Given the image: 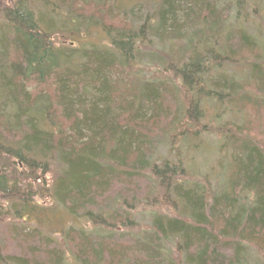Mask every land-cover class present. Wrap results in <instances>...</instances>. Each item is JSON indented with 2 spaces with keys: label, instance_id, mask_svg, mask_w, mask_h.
I'll use <instances>...</instances> for the list:
<instances>
[{
  "label": "trees",
  "instance_id": "1",
  "mask_svg": "<svg viewBox=\"0 0 264 264\" xmlns=\"http://www.w3.org/2000/svg\"><path fill=\"white\" fill-rule=\"evenodd\" d=\"M112 12L122 21H104ZM92 25L106 43L76 46ZM259 101L264 0L0 8V264H256L251 249L264 264V118L239 141L244 130L220 124ZM205 125L226 154L215 189L178 151L152 161L161 140L189 145ZM44 202L92 232L44 235L33 224ZM140 211L148 225L134 222Z\"/></svg>",
  "mask_w": 264,
  "mask_h": 264
},
{
  "label": "rangeland",
  "instance_id": "2",
  "mask_svg": "<svg viewBox=\"0 0 264 264\" xmlns=\"http://www.w3.org/2000/svg\"><path fill=\"white\" fill-rule=\"evenodd\" d=\"M14 1L15 0H0V8L11 6ZM119 1L122 3L124 2V0H119ZM107 17H109V20L111 17L112 18L114 17V19L118 20L119 22L122 21L114 12H112V14H108L105 17L104 21H106ZM106 22L111 23L112 20L110 22L109 21ZM106 22L105 25H107ZM250 28H251L249 29L250 33H253L254 26L250 25ZM75 40H76L75 45L79 47L83 45L87 46L88 44L106 43L105 37L101 33L100 28L95 27V25L89 26L87 31L83 33L81 36H75ZM72 45H74V42L72 43ZM147 52L155 53L156 49L153 48L148 49ZM156 55L158 57V54ZM146 66L149 69V72H147V74L157 76L158 72L151 65H146ZM237 69L238 68H236L234 72L236 74V77H238L239 75ZM147 77H150V75H147ZM125 88L127 89L128 87L125 86ZM248 93L253 94L255 92L253 89H249ZM177 101L178 104H180V101L179 100ZM263 107L264 104L261 105V101H259L258 105L250 104L246 108L245 106L242 107L241 111L242 110L243 111L239 115H233V116H231L230 114L225 115L224 120L228 122H224V123H228L229 125L231 123L235 124L236 126L234 127L226 126L227 124H224L223 122L220 124L221 126L223 124V126L232 130H234L235 127L236 130H244L245 133L237 138L238 141L245 139L246 136L257 138L254 132H257L258 134H261L262 132L260 121L263 120L264 118V116L261 115V114L264 115V110H262L264 109ZM209 113L212 114L213 112L209 111ZM171 130H173V128H171ZM217 130H216V126L210 127L205 125V128H201L198 131L197 134L198 136L196 138L194 137L189 145L187 143L186 145H183V147H179L178 144L176 145L173 143L171 145L168 140H161V143L157 145L158 150L156 151V154L152 159V161L157 165H160L165 161L174 162V157L171 151L172 149L174 151H178V155H180L181 164L183 167H186V171L196 178H201V176H206L207 174L210 177V182H209L210 189L211 188L215 189L214 187L215 182L214 179L212 178L217 176L218 172L220 171L221 164L223 165L226 162V157H225L226 154L222 152V148H221V142H222L221 136ZM258 140L261 141L259 137ZM176 141L177 140L172 142H176ZM189 174L187 175L191 176ZM220 174L222 173L220 172ZM222 175H227V174L224 172ZM24 182L27 183L28 181L25 180ZM5 204L6 201L4 197L0 196V205H5ZM43 206L45 207V213L42 214V217L39 221H37L36 219L37 223L33 222V224L39 226V229L44 235L52 237L53 239H56L59 242H62L63 234L69 228H74V229L81 228L86 233L89 234L92 232V229H90L89 226L84 225L85 222L83 220L72 218L67 214V212L62 207L52 206L50 204H47L46 202L43 203ZM148 215L149 214H145L142 211H140L139 213H135L134 222H137L138 224L141 225H148L150 223ZM27 221L29 222V220ZM94 234H101V233L96 231ZM248 253L254 263L261 264L259 262L257 255L252 249ZM9 254H13L12 251H10Z\"/></svg>",
  "mask_w": 264,
  "mask_h": 264
}]
</instances>
